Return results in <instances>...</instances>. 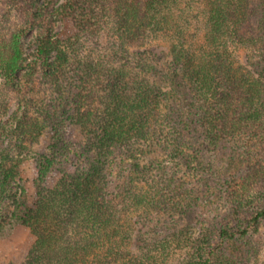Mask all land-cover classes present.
Returning <instances> with one entry per match:
<instances>
[{"label":"trees","instance_id":"1","mask_svg":"<svg viewBox=\"0 0 264 264\" xmlns=\"http://www.w3.org/2000/svg\"><path fill=\"white\" fill-rule=\"evenodd\" d=\"M5 1L25 17L0 24V118L16 97L27 109L11 133L19 151L0 153V206L28 160L23 150L39 141L45 122L57 121L56 102L66 108L67 124L79 128L89 164L80 173L63 171L53 188L39 185L32 203L23 192L15 220L33 242L23 258L7 264H160L166 243L121 245L119 217L105 189L113 149L200 133L207 151L241 141L247 154H264V0ZM54 16L67 30L58 37L47 21ZM36 26L47 32L31 69L21 74L22 39ZM158 37L168 40L166 50L145 48ZM239 47L247 50L244 64ZM261 159L240 177L203 171L222 189L229 223L202 224L186 242L175 235L185 255L181 264L258 261L264 246L251 241L264 221ZM172 192L180 194V208L191 195L176 186ZM240 240L249 249H230ZM251 252L254 259L247 258Z\"/></svg>","mask_w":264,"mask_h":264},{"label":"rangeland","instance_id":"2","mask_svg":"<svg viewBox=\"0 0 264 264\" xmlns=\"http://www.w3.org/2000/svg\"><path fill=\"white\" fill-rule=\"evenodd\" d=\"M57 5L58 3L55 6ZM19 12L11 8L7 1L0 0V24L22 21L25 16ZM47 21L53 24L52 36L58 37L67 32L57 16L50 17ZM47 24L51 23L44 25ZM45 32L47 27L36 26L23 37V51L27 61L21 74L31 69L30 64L36 59L38 41ZM99 41L104 42L105 39L101 38ZM147 41L145 48H168V40L164 37ZM136 48L137 46H133L132 49ZM235 52L238 61L244 64L247 50L239 47ZM37 96L40 97L39 94ZM30 97L31 94L26 99ZM65 97L71 105L73 94H66ZM23 101V98H14L6 115L0 118V153L8 149L19 151L21 142L14 140L11 133L27 109ZM56 103L59 105L54 109L57 121L45 122L46 130L39 141L34 145H27V151L23 150L28 153V160L21 166L0 206V264L23 258L33 242L28 229L18 225L15 220L16 203L23 192H27L28 202L32 203L39 185L53 188L63 171L80 173L89 167L88 154L79 128L67 124L66 119L62 118L66 108ZM184 136V139L173 138L170 142L155 140L154 143L117 146L113 149L112 160L105 170L106 196L117 210L121 245L126 250H131L140 244L151 242L148 239L160 241L163 245L166 243L165 250L158 252V255H162L160 264H181L184 260L185 255L180 251L183 246L177 240V235H182V240L186 242L195 238L196 231L202 224L216 228L229 223L228 205L222 189L215 182H207L203 171L212 169L214 177L221 179L240 177L256 160H262L261 156H264L258 151L247 154L241 141L236 144L226 142L218 149L207 151L200 133L196 136ZM167 183H170L168 187L165 186ZM174 186L191 191L181 208L180 194L172 192ZM260 191L258 203L264 204V186ZM251 242L264 246V221ZM247 244L245 240H240L238 243H231L229 247L242 251L249 249ZM259 252L257 262L247 261L246 264H264V250ZM253 254L251 252L247 258H253Z\"/></svg>","mask_w":264,"mask_h":264}]
</instances>
